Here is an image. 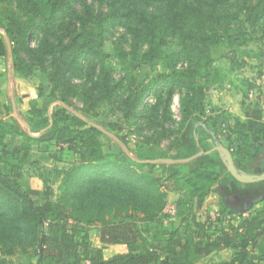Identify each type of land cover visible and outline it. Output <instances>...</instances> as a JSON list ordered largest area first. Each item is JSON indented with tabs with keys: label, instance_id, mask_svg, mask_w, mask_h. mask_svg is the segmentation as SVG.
<instances>
[{
	"label": "trees",
	"instance_id": "obj_1",
	"mask_svg": "<svg viewBox=\"0 0 264 264\" xmlns=\"http://www.w3.org/2000/svg\"><path fill=\"white\" fill-rule=\"evenodd\" d=\"M75 1L48 0L49 14L43 16L38 0H1L4 7L0 10V57L11 55L14 69L27 77L40 68L48 84L53 85L52 93L61 90L65 102L67 95L82 91L88 98L111 103L127 119H139L144 110L153 117L171 120L170 106L178 90L182 138L175 146L187 150L190 144L197 148L200 145L207 151L196 134L189 136L186 132L187 124L194 120L204 132L209 129L203 120L206 90L198 79L211 73L213 48L219 41L230 35L244 39L247 24L264 26V0H95L107 5V11L96 10L82 0L83 12L76 8ZM62 14H69L80 25L78 31L66 36L67 42L65 37L57 40ZM114 26L123 27L131 37L130 50H122L126 69L139 58L145 63L165 62L168 71L137 90L124 86L122 80L112 79L103 47ZM38 36L37 46L32 47L30 39ZM175 41L178 47L169 50ZM21 53L27 55L28 61ZM83 60L88 61V69ZM83 73L85 86L74 84L73 78ZM47 87H42L41 94H46ZM149 94H154V104L145 103ZM2 112L0 88V244L9 247L4 250L7 255L16 247L27 252L30 246L37 245L39 264H47V259L48 264H85L77 252V236L85 231L84 226L92 225L99 227L101 242L125 245L128 251L107 258L94 257L88 264H195L203 255L218 249L219 241L204 246L202 239L181 235L178 230L165 239L161 252L150 249L153 242H147L136 222L120 219L130 212L143 215L145 221L158 219L165 214L168 191L177 189L183 179L192 187V196L198 198L199 206L214 193L224 211L234 212L226 206L224 194H238L239 182L229 172L233 180L229 185L213 187L221 177L214 152L184 161L189 165L187 172L176 167L177 162L167 164L152 162L154 159L149 157L108 153L100 141L103 129L62 107L52 114L47 133L23 137L26 152L22 162L28 158L33 143L47 140L68 143L81 154L80 162L63 172L61 194L54 202L48 193L22 185L21 167L11 161L18 158L20 149L10 150L7 143V137L18 131L2 119ZM219 119L224 117L214 122L217 124ZM258 126L253 125L251 130L246 124L234 127L233 132L242 142L237 150L229 148L237 166L242 165L245 156L249 163L257 159L260 146L253 137L264 138V130ZM199 152H191L185 159ZM158 165H164L173 180L167 190L153 173ZM256 165L258 169L260 161ZM68 219L75 221L69 227ZM263 233L264 228H260L256 235ZM225 235L226 246L238 249L239 238ZM0 264L9 262L0 258ZM220 264L243 261L239 263L234 257Z\"/></svg>",
	"mask_w": 264,
	"mask_h": 264
},
{
	"label": "rangeland",
	"instance_id": "obj_2",
	"mask_svg": "<svg viewBox=\"0 0 264 264\" xmlns=\"http://www.w3.org/2000/svg\"><path fill=\"white\" fill-rule=\"evenodd\" d=\"M84 1L93 5L96 10L107 11L105 4L95 0ZM38 2L42 7L43 16H48V0ZM74 4L83 12L82 0H77ZM3 7L4 3L0 0V10ZM58 25L57 40L65 37V42L68 40L66 37L68 34L80 29L79 23L69 14L60 15ZM246 28L247 34L244 39H236L234 35H230L214 46L215 60L211 73L198 79L206 90L204 101L206 112L203 120L207 122L209 129L208 133L204 132L194 120L187 124L186 132L189 136L196 134L197 139L202 140L203 146L208 150L215 146L216 141L234 150L242 147L241 140L233 132L237 124H246L250 130L253 125L259 124V129L264 130V26L252 27L247 24ZM38 38L39 36L30 39L32 47L37 46ZM170 45L169 50L178 47L177 41L171 42ZM130 48L131 37L123 27L114 26L110 29L105 38L103 55L112 69L110 77L115 81L122 80L124 86L137 90L143 83L151 82L160 73L168 71L165 62L145 63L139 58L126 69L122 62V50ZM21 57L27 59L25 53H21ZM83 61L84 67L88 69V61ZM0 73L3 105L1 117L18 131V134H10L7 137L10 150L20 149L18 158L11 161L20 165L21 183L25 188L48 193L54 202L58 201L61 194L63 172L69 170L76 162H80L81 154L76 147H71L68 143L47 140L39 144L33 143L28 150V158L22 162L23 154L26 152L23 137L27 135L38 137L47 133L51 128L52 114L62 107L100 126L103 129L100 141L108 153L128 154L136 158L149 157L164 162L163 159H185L191 152L204 150L200 145L197 148L193 144H190L187 150L175 146V142H180L182 138V132L179 130L182 114L178 90L175 91L170 106L171 120L153 117L144 110L141 111L142 116L134 120L125 118L111 103L97 101L93 97L88 98L82 91L67 95L65 102L61 90L52 93L53 85L48 84L47 76L40 68H35L27 77L14 69L11 55L0 57ZM85 76L83 73L80 77H74L72 82L85 86L87 83ZM44 86H49L44 89L45 95L41 94ZM155 101L154 94H149L145 99V103L149 104H154ZM220 116L224 119H219L216 124L214 120ZM253 141L260 146L257 159L249 163V157L245 156L242 165L238 167L252 170L264 158V138L253 137ZM213 156L221 171V177L213 183V187L229 185L233 180L220 153L214 151ZM175 164L183 172L189 170L188 162ZM153 173L160 178L164 189L167 190L173 182L169 170L164 165H158ZM177 184V189L168 191L167 199V204L176 206L178 211L175 215L165 213L156 220L145 221L143 215L130 212L120 219L134 220L147 242H153L150 249L154 247L160 251L166 243L165 239L175 230L181 235L192 236L196 240L202 239L204 246L220 242L218 249L203 255L195 264H220L234 257L239 263L243 261V264L264 263V233L256 235L260 228H264V202L245 212L230 213L224 211L218 204L216 194L212 193L199 206L198 198L192 196V187L187 181L183 179ZM238 188L241 190L245 185L239 182ZM33 197L38 199L37 195ZM74 222L68 219V227ZM83 230L85 231L77 236L80 242L77 245V252L85 264L91 262V258L94 257L107 258L128 251L125 245H107L101 242L99 227L96 225L84 226ZM225 234H229V237L234 236L235 239L239 238L238 249L226 246ZM154 238L157 239L153 241ZM8 248L0 244V258H6L9 264H39L37 245L30 246L27 252H23L21 247H16L14 252L7 255L4 250ZM46 263H49L48 259Z\"/></svg>",
	"mask_w": 264,
	"mask_h": 264
},
{
	"label": "flooded vegetation",
	"instance_id": "obj_3",
	"mask_svg": "<svg viewBox=\"0 0 264 264\" xmlns=\"http://www.w3.org/2000/svg\"><path fill=\"white\" fill-rule=\"evenodd\" d=\"M238 169L249 175H262L264 174V158L260 160L258 169L254 168L250 170L242 167H238ZM243 184L245 185V188L241 190L238 188V194L232 196L224 194V201L228 209L245 212L250 210L253 206L264 202V180Z\"/></svg>",
	"mask_w": 264,
	"mask_h": 264
},
{
	"label": "water",
	"instance_id": "obj_4",
	"mask_svg": "<svg viewBox=\"0 0 264 264\" xmlns=\"http://www.w3.org/2000/svg\"><path fill=\"white\" fill-rule=\"evenodd\" d=\"M214 151H218L220 153V156L228 169V171L232 174V176L238 180L239 182L242 183H252L256 181H262L264 180V174L262 175H249L247 173L241 172L237 165L235 164V160L233 157V154L229 148L226 146L222 145L221 143L216 141V145L211 148L210 150L204 151L201 150L199 153H197L195 156L187 159H179V160H168V159H163L164 162L166 163H174V162H184V161H189L193 158H196L198 156H201L203 154H210ZM157 160H152V162H156Z\"/></svg>",
	"mask_w": 264,
	"mask_h": 264
},
{
	"label": "built area",
	"instance_id": "obj_5",
	"mask_svg": "<svg viewBox=\"0 0 264 264\" xmlns=\"http://www.w3.org/2000/svg\"><path fill=\"white\" fill-rule=\"evenodd\" d=\"M164 212L167 214L175 215L177 213V208H176V206H173L171 204H167Z\"/></svg>",
	"mask_w": 264,
	"mask_h": 264
}]
</instances>
